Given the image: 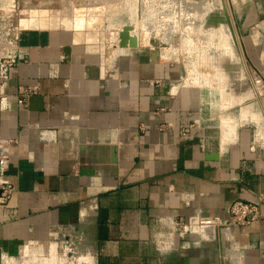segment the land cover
<instances>
[{"label":"crops","instance_id":"0c3cea01","mask_svg":"<svg viewBox=\"0 0 264 264\" xmlns=\"http://www.w3.org/2000/svg\"><path fill=\"white\" fill-rule=\"evenodd\" d=\"M235 24L253 72L209 82L48 29L0 38V264H264V0ZM236 201L259 203L249 226L224 225Z\"/></svg>","mask_w":264,"mask_h":264},{"label":"rangeland","instance_id":"374dc122","mask_svg":"<svg viewBox=\"0 0 264 264\" xmlns=\"http://www.w3.org/2000/svg\"><path fill=\"white\" fill-rule=\"evenodd\" d=\"M240 3L241 0H0V30L7 40L24 30L48 29L59 32L63 40L71 34L72 40L103 42L105 48H112L119 47V33L129 27L134 46L121 49L167 63L182 74H206L209 82L219 78L221 72L245 77L253 72L235 24ZM221 81L225 83L224 78Z\"/></svg>","mask_w":264,"mask_h":264},{"label":"built area","instance_id":"2783aa9c","mask_svg":"<svg viewBox=\"0 0 264 264\" xmlns=\"http://www.w3.org/2000/svg\"><path fill=\"white\" fill-rule=\"evenodd\" d=\"M12 35L7 40L6 35L0 30V38L4 39L8 46L13 47L14 41L19 38V34ZM8 36V34H7ZM16 64V54L9 53L4 56H0V88L5 86L6 81L9 78V70ZM35 93V89L30 87L21 86L18 90V103L24 107L27 106L29 97ZM183 134H189V128L183 131ZM8 162V156L0 154V208L8 203L13 195V186L9 183L4 174V167ZM259 214V203L255 201H236L230 208V215L225 226L234 227H246L249 226L253 221L256 220ZM196 225L200 226H218L219 221L216 218L211 219H197L194 223L183 225L184 231L191 230ZM223 225V224H221ZM73 248L72 244L68 245Z\"/></svg>","mask_w":264,"mask_h":264},{"label":"water","instance_id":"95a60500","mask_svg":"<svg viewBox=\"0 0 264 264\" xmlns=\"http://www.w3.org/2000/svg\"><path fill=\"white\" fill-rule=\"evenodd\" d=\"M132 46H134V41L131 35V30L129 27H124L122 31L119 33V47L127 48ZM209 157L213 158L214 156L210 155Z\"/></svg>","mask_w":264,"mask_h":264}]
</instances>
